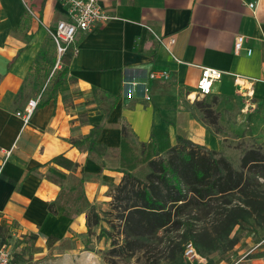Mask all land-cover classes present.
<instances>
[{"label":"crops","instance_id":"obj_1","mask_svg":"<svg viewBox=\"0 0 264 264\" xmlns=\"http://www.w3.org/2000/svg\"><path fill=\"white\" fill-rule=\"evenodd\" d=\"M99 2L109 19L80 31L78 52L71 49L58 68L36 74L44 48L57 62L47 28L66 20L67 9L59 0H0V164L3 150L12 152L0 177V222H16L23 233L41 239L86 234L91 207L105 209L111 201L110 188L124 177V126L140 144L148 143L154 130L166 132L172 145L182 136L218 151V138L182 104L241 95L264 102V0ZM253 2L255 9L249 6ZM239 35L246 41L236 53ZM202 67L225 73L206 97L197 91ZM63 69L67 78L53 96L55 75ZM157 70L168 71L170 78L152 80L150 73ZM39 97L25 123L17 113ZM94 127L102 128L96 148L74 145ZM70 200L74 212L68 215L60 205ZM65 252L56 264H101L94 249ZM235 264H264L262 244Z\"/></svg>","mask_w":264,"mask_h":264},{"label":"trees","instance_id":"obj_2","mask_svg":"<svg viewBox=\"0 0 264 264\" xmlns=\"http://www.w3.org/2000/svg\"><path fill=\"white\" fill-rule=\"evenodd\" d=\"M55 61L46 47L41 50L33 70L36 74L50 72ZM67 73L66 69L56 73L51 95L58 93ZM206 114L212 116L213 112L206 108ZM101 132V127H94L83 141L74 142V145L89 143L92 150L99 145ZM129 133V127L124 126L121 145V172L124 177L114 189L111 203L113 210L122 208L119 217L124 221V234L129 246L127 251L136 253L147 249L145 243L149 238L171 229L178 231L186 227L183 237L189 239L193 235L194 220L207 222L205 236L215 234V239L207 244V248H214L216 241L229 237L235 227L250 219L264 223V183H260L261 180L264 182V151H248L242 158L241 169L236 170L225 157L215 158L216 151L208 150L209 156H205L195 151L194 147L200 146L191 140L177 136L176 144L172 145L166 132L153 130L150 141L141 144L146 153L144 161L153 169L143 181L133 174L135 166L128 158ZM101 151L105 152L104 146ZM162 154L168 158L155 159ZM62 160V157L55 159L56 162ZM235 196H239L237 202L232 200ZM50 208H53L52 205ZM196 210L197 218H194L191 214ZM100 219L92 208L87 221L88 232ZM202 235L204 233L196 235L199 241ZM185 247H182V256ZM125 251V247L121 246L120 249H112L109 254L117 256ZM172 252L170 258H175L176 253Z\"/></svg>","mask_w":264,"mask_h":264},{"label":"rangeland","instance_id":"obj_3","mask_svg":"<svg viewBox=\"0 0 264 264\" xmlns=\"http://www.w3.org/2000/svg\"><path fill=\"white\" fill-rule=\"evenodd\" d=\"M51 51L52 55H55L53 47ZM52 84V82L49 83L46 92ZM186 102L187 104H182L186 111L194 117L203 129L209 130L218 138L221 148L216 151L218 154L215 158L223 156L232 162L236 170H240L242 158L248 151L257 149L264 151V102H258L251 97L247 98L245 95L234 99L197 97L195 101ZM206 108L212 110V116L206 114ZM128 142L130 144L127 151L128 158L130 164L135 166L133 174L144 181L153 169L148 162L144 161L146 153L143 152L141 144L131 133L128 134ZM195 144L200 146L194 147L195 151L209 156L207 154V151L210 150L208 147L202 143ZM166 158L168 156L162 154L155 159ZM260 183H264L263 180ZM116 187L117 185H114L110 188L108 194L111 201L107 203L105 209L98 206L91 207L101 218L97 225L92 226L91 232L87 231L82 236L71 233L60 240L41 239L37 234L23 233L16 222L10 223L2 220L0 222V245L8 247L16 264H56L60 255L77 246L82 249H94L95 253L101 258V264H190L181 253L182 247L190 243L207 260L208 264H235L251 248L259 244H262V248H264V223H257L255 219H250L246 223H241V225L235 227L229 237L216 241L214 248L206 247L215 239L213 233L210 237L205 236L204 228L207 222L194 220L192 221L195 225L193 235L189 239L183 237L186 227L178 231L171 229L166 233L161 231L149 238L145 243L147 249L136 253L131 250L127 251L129 246L125 239L124 221L119 217L122 208L113 210L111 206ZM238 198L239 196H235L232 200L237 202ZM117 205L116 203L115 207ZM56 206L58 207V205ZM60 206L64 208L65 213L68 215L74 212L71 200L61 203ZM194 212L191 216L197 218V210ZM185 218H188V216ZM203 233V238H200L199 241L196 235ZM121 246L126 249L124 253L117 256L109 254L112 249H120ZM173 250L176 253L175 258H170Z\"/></svg>","mask_w":264,"mask_h":264},{"label":"built area","instance_id":"obj_4","mask_svg":"<svg viewBox=\"0 0 264 264\" xmlns=\"http://www.w3.org/2000/svg\"><path fill=\"white\" fill-rule=\"evenodd\" d=\"M60 3L67 9V19L60 20L55 27L47 28L57 50V62L55 68L61 64L63 57L72 49L73 52H78L76 46L77 35L80 31L86 32L94 27L104 24L109 16L101 6L99 0H59ZM250 8L255 9L256 4L253 2ZM28 13L36 16L31 8H27ZM41 22V21H40ZM163 41V40H162ZM246 38L244 36H237L235 39L234 49L236 53H240L244 48ZM175 43L174 37L170 38V44ZM252 53L251 50L248 51ZM225 73L221 70L202 67L201 76L197 85L198 94L201 96H208L213 93L215 83L222 79ZM152 80L166 81L170 78L169 72L165 70H157L150 73ZM145 92L150 93V87H145ZM148 101L151 100L150 95L146 97ZM38 99H32L24 112L17 113L25 123H28L33 111L39 104ZM11 151L3 150L4 159L0 164V177L3 169L11 155ZM183 257L189 261L190 264H207V260L202 257L192 243L185 247ZM0 264H16L13 261V256L6 245H0Z\"/></svg>","mask_w":264,"mask_h":264},{"label":"bare ground","instance_id":"obj_5","mask_svg":"<svg viewBox=\"0 0 264 264\" xmlns=\"http://www.w3.org/2000/svg\"><path fill=\"white\" fill-rule=\"evenodd\" d=\"M241 85V84H240Z\"/></svg>","mask_w":264,"mask_h":264}]
</instances>
